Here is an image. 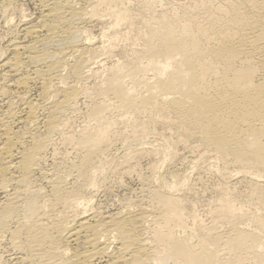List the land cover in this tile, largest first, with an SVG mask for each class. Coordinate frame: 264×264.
Returning a JSON list of instances; mask_svg holds the SVG:
<instances>
[{"label":"bare ground","instance_id":"bare-ground-1","mask_svg":"<svg viewBox=\"0 0 264 264\" xmlns=\"http://www.w3.org/2000/svg\"><path fill=\"white\" fill-rule=\"evenodd\" d=\"M19 1L0 6L20 12ZM34 1L39 22L25 24L23 17L18 33L25 41L13 38L0 51V98L22 105L5 100L0 108V240L8 237L17 263L264 264V0L175 8L149 1L135 14L122 0ZM90 24L100 26L106 46L93 42ZM123 24L130 48L125 44L123 59L104 66L101 77L93 65L113 53ZM92 77L102 80L86 88ZM33 87L37 102L30 100ZM82 96L92 100L87 125L66 138L77 157L47 174L44 155ZM119 136L124 152L113 158ZM157 136L163 143L156 147L148 139ZM174 139L204 155L206 170L223 181L219 163L243 169L257 209L236 205L225 193L206 226L177 195L187 176L152 167L158 175L145 180L148 208L87 214L92 193L110 174L128 172L147 154L164 165Z\"/></svg>","mask_w":264,"mask_h":264},{"label":"rangeland","instance_id":"rangeland-1","mask_svg":"<svg viewBox=\"0 0 264 264\" xmlns=\"http://www.w3.org/2000/svg\"><path fill=\"white\" fill-rule=\"evenodd\" d=\"M0 1L2 2L3 0ZM22 1L23 0H20L19 1L20 3L18 2L16 4L18 7H15V9H17L18 11L21 10L20 12L17 11L12 12L11 10H10L11 12L6 11L3 8H1L2 6H0V51H2V48L7 44H9V42H12L15 38L16 39L14 41H18V39H19L18 42L25 41L23 37H21L18 33L20 28H22L21 26L27 24V22L29 25L30 24L35 25L37 24V22H39L41 16V10L40 7H38L39 4L36 3V1L34 0L33 1L24 0L23 2ZM77 1L81 2L80 0ZM122 1L124 4L125 3L127 4V8L129 12L135 14L136 10H138L140 2L156 1L164 5L166 8H175L179 6V4L182 5L184 4L189 5L193 3L201 4L202 2H210L216 5L220 0H122ZM0 5H2V3ZM120 7L121 6L117 8L119 11H121ZM160 9L161 8H158L157 10ZM5 11L7 14L5 13ZM3 12L5 14H3ZM21 13H23V15ZM11 14L13 15L15 14V15L13 16ZM9 15H11V18H9L10 17ZM23 17H25L24 18L25 20L23 21L24 23L26 22L25 24L23 22H20L22 21ZM7 18L9 19V22ZM11 19L14 22L12 25L10 24V21H12ZM87 29H88V33L92 36L94 43L100 42L99 44H101V46L107 45V43H104L106 38H102L101 36L99 25L96 24L95 26V24L94 25L90 24L88 25ZM120 29L123 33L118 35L116 39L117 40L116 46L113 50L114 55L112 53L110 56L107 57V55L104 56L102 54L100 55L101 57L99 56L100 58L98 57V59H96V65L95 64L93 65V69L99 71L101 77H102L101 74L102 71H104V69L107 66H112L115 63V61L123 59L122 52L123 50H125L123 48H126V45L129 42L127 43L122 38V36L129 29H127V27L124 24L121 25ZM130 36L134 37V33H131ZM20 40H24V41H20ZM127 47L130 48L128 45ZM93 79H95V81ZM1 80L2 79L0 78V86L3 84V80L2 83ZM99 80L100 78L92 77L91 80L89 79V82L86 81L85 83H83V85L86 88L88 87L91 88L94 85H96V83H100L102 79L100 81ZM33 89L34 90H32L30 94L31 96L30 100L37 102L39 100V93H38L39 89L37 87H33ZM3 99L4 98H0V104H1L0 108L4 106L5 103H7L8 101L14 100L15 102L16 100V104H17L16 106L19 108V110L22 109V105L19 104L20 102H17V99L15 98H10V100L5 99L7 102H5V100ZM91 106H92V100L86 98L85 96H82L79 102L74 107V109L72 111L70 110V112L68 113L66 119L68 121H67V125L63 129V134L54 136L55 138L53 137L54 140L44 155L45 161H43L44 164L42 163L41 167L42 170L43 169L46 170L47 174L48 172L49 174L51 172L50 175H52L53 173L52 170H54L53 168L57 166H63L66 164L68 165V163L71 164V162L75 161L77 157V151L75 150L73 144L67 141L66 138L69 135L76 137L79 136L80 134L79 132H81L83 127L87 125L86 122L88 121V119L86 118V115ZM21 128L24 127L21 125H15L14 127L15 130L18 129V131H23L24 129L21 130ZM121 130L122 128L114 129V131H116L119 134L122 133ZM156 134H163V129L160 126L156 127ZM157 138L158 139L151 137L150 139H148V142L153 145H156L157 147V145H161L163 143V139L160 138V136H157ZM173 144L174 145L172 146V150L174 154L168 157L167 162L164 165H161V161L159 160L158 156L147 154L143 157L138 158L131 165L128 172L124 173V170H120L121 173H117L116 175L114 173V176L113 174H110L108 178L111 180L108 179L107 181L109 183L107 182L104 183L106 184L105 187L102 185L101 188L98 187V189H96V191L92 193L94 200L92 197V202H91L92 204L90 205L94 208L92 209L91 207L93 211L90 209L87 214L93 213L94 210L95 211L98 210L99 212L102 213L114 214L117 213L118 211L120 212L125 210L126 207L129 208V206L148 208V206H150V203L147 193L145 192L147 191L146 189L147 185H145V180L148 179L149 177L153 179V175L154 177L158 175V172L152 171L151 169L152 167H163V169L160 170L162 173H164L165 171L169 174H174L175 172V174L179 173V175L181 174V176L184 175L187 176V182L181 181L179 183L180 184L179 187H181V184H183V186L180 188L179 192H177V195L184 202L187 213L189 214L193 213L196 216H198V218L206 226L211 224L212 222L211 211L217 204H219L222 195H224L225 193L229 194L232 197L236 205L246 206V208L249 209L250 211L257 209L256 205L250 203L249 201L251 176L246 175L244 172H242L243 169H241L238 165L232 162H229L227 164H222V163L218 164L216 169H219L220 171H224L227 174L226 176L228 180L223 181L217 174L210 173L209 171L206 170V167L210 163V161H205L204 155L200 156L199 153L195 154V152H192L190 151L189 148H187V145L180 143L176 139L173 140ZM124 145L125 142H123V138L119 136L118 140L115 142V146L111 150L110 153L111 157L114 156L113 158H118L119 156H121L124 152L123 151ZM198 158L201 160V163H199L200 165L195 166V163L199 160ZM169 174H167L168 181L173 182L175 179H172V177L169 176ZM38 176L40 175H36L35 178L37 179L39 178V180L37 181L38 182L40 181L41 184L38 182L36 184L43 185L44 187H46L45 189L48 190L49 188L44 184V182L43 183L41 182L42 179L41 177ZM92 194L90 196H92ZM2 197L3 195L0 194V199ZM261 211L264 212V208H261ZM188 225L189 226L191 225L190 220L188 221ZM225 229L219 228L218 231L220 234L222 233L220 232V230L224 231L222 233L224 234L225 232L228 231V230L226 231ZM189 231L190 229L187 230V233H189ZM176 235L182 236L183 233H180L179 231L176 233ZM0 241H1L0 254L4 255L3 264H18L19 262L17 263L16 256L14 254L15 250L11 247V245H8L9 243L8 237H5V239L3 240L1 239Z\"/></svg>","mask_w":264,"mask_h":264}]
</instances>
